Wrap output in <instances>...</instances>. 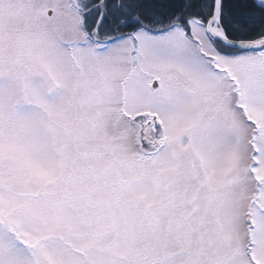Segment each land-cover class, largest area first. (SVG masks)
Returning a JSON list of instances; mask_svg holds the SVG:
<instances>
[{"label":"snow or ice","instance_id":"snow-or-ice-1","mask_svg":"<svg viewBox=\"0 0 264 264\" xmlns=\"http://www.w3.org/2000/svg\"><path fill=\"white\" fill-rule=\"evenodd\" d=\"M0 264H264V0H0Z\"/></svg>","mask_w":264,"mask_h":264},{"label":"trees","instance_id":"trees-1","mask_svg":"<svg viewBox=\"0 0 264 264\" xmlns=\"http://www.w3.org/2000/svg\"><path fill=\"white\" fill-rule=\"evenodd\" d=\"M234 2H235V0H225V3H227V4H232Z\"/></svg>","mask_w":264,"mask_h":264}]
</instances>
